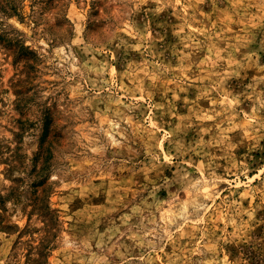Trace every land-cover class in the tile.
<instances>
[{"label": "rangeland", "instance_id": "1", "mask_svg": "<svg viewBox=\"0 0 264 264\" xmlns=\"http://www.w3.org/2000/svg\"><path fill=\"white\" fill-rule=\"evenodd\" d=\"M0 264H264V0H0Z\"/></svg>", "mask_w": 264, "mask_h": 264}]
</instances>
